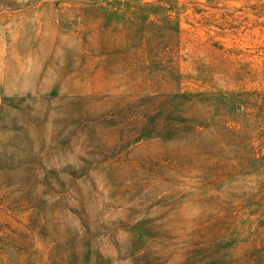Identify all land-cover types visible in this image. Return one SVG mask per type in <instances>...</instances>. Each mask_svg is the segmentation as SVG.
Wrapping results in <instances>:
<instances>
[{
    "label": "rangeland",
    "instance_id": "obj_1",
    "mask_svg": "<svg viewBox=\"0 0 264 264\" xmlns=\"http://www.w3.org/2000/svg\"><path fill=\"white\" fill-rule=\"evenodd\" d=\"M0 264H264V0H0Z\"/></svg>",
    "mask_w": 264,
    "mask_h": 264
}]
</instances>
